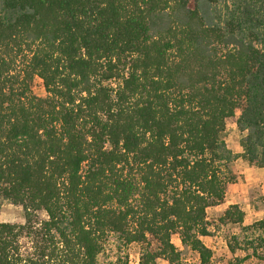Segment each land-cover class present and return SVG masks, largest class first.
Wrapping results in <instances>:
<instances>
[{"label":"trees","instance_id":"1","mask_svg":"<svg viewBox=\"0 0 264 264\" xmlns=\"http://www.w3.org/2000/svg\"><path fill=\"white\" fill-rule=\"evenodd\" d=\"M238 158L264 170V0H0V209L25 219L0 264H99L111 237L184 264L174 235L211 264L228 226L262 259L264 219L209 217Z\"/></svg>","mask_w":264,"mask_h":264},{"label":"rangeland","instance_id":"2","mask_svg":"<svg viewBox=\"0 0 264 264\" xmlns=\"http://www.w3.org/2000/svg\"><path fill=\"white\" fill-rule=\"evenodd\" d=\"M34 92L39 96H45L44 86L40 79L36 78L34 82ZM225 140L229 148L235 153L236 150L240 149L239 146V131L236 128V125L233 122H230L227 126V132L225 134ZM236 154V153H235ZM231 170L235 176V183L238 184L241 191H247V196L245 200L241 201V207L245 209V215H252L250 213L252 206L258 209H264V191L261 187H255L247 185V179L252 178L254 181H250L253 184L255 181L263 182L264 176L261 177L257 173L250 174V169L247 164L239 159L235 160L231 165ZM234 183V185H235ZM256 183V182H255ZM233 185L230 186L228 192L231 190ZM227 201L225 200L223 206L219 208L209 209L210 220H217L224 210V206H227ZM240 206V205H239ZM250 219V217H249ZM245 220V219H244ZM24 212L19 206L4 204L0 209V224L1 223H15L23 224ZM247 225V224H245ZM235 227L228 226L223 233H217L213 237L203 239L205 245L213 251V261L211 264H237L236 258H242L247 252L238 250L236 254L230 253L227 246V239H229V233L236 231ZM173 243L176 247L182 251V258L184 264H200V259L198 254L191 252L189 249L183 247L181 244L180 238L177 235H174ZM119 240L116 237H111L107 244L105 245L103 253L99 256V264H107L109 262H115L117 258L127 256L129 258V264H136L140 258V247L136 244L124 247L120 245ZM258 253L263 256L262 259H257L251 257L250 259L244 261L242 264H264V248L259 249ZM160 264H166L163 261L159 262Z\"/></svg>","mask_w":264,"mask_h":264},{"label":"crops","instance_id":"3","mask_svg":"<svg viewBox=\"0 0 264 264\" xmlns=\"http://www.w3.org/2000/svg\"><path fill=\"white\" fill-rule=\"evenodd\" d=\"M241 137H242V134L239 132V146H240ZM235 153L236 154H240L241 153V148L239 150H236ZM239 159H241V158H239ZM247 166L251 170L250 174H253V173L259 174V176L261 177L260 179L263 181V179H262V176H264V170L263 169L251 167L248 164H247ZM250 181H254V180H252V178L247 179V185H251V186L253 185L255 187H261V189L264 191V181L263 182H261V181L257 182L258 181L257 180V181H255L256 183L254 182L253 184H250V183H252ZM247 193H248L247 191H244V190L241 191V189H240V187L238 186L237 183H235V185L233 184V187L231 188V190L226 195L225 200H228L227 201L228 205L224 206L223 213H224L225 209L231 204L240 205V208L242 209V211L246 213L245 209L241 207L240 203H241L242 200H245V198L247 196ZM223 204L219 205V206H217L215 208H219L220 206H223ZM250 213L252 215H250V216L249 215H245L244 225L247 224L246 226L251 225V224H253L256 221L264 219V209H258L256 207L252 206ZM249 217H250V219H249Z\"/></svg>","mask_w":264,"mask_h":264},{"label":"built area","instance_id":"4","mask_svg":"<svg viewBox=\"0 0 264 264\" xmlns=\"http://www.w3.org/2000/svg\"><path fill=\"white\" fill-rule=\"evenodd\" d=\"M137 264V263H136Z\"/></svg>","mask_w":264,"mask_h":264}]
</instances>
